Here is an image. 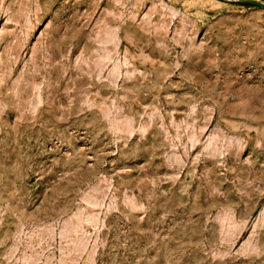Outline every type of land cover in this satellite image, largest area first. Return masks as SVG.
<instances>
[{
  "label": "rangeland",
  "instance_id": "rangeland-1",
  "mask_svg": "<svg viewBox=\"0 0 264 264\" xmlns=\"http://www.w3.org/2000/svg\"><path fill=\"white\" fill-rule=\"evenodd\" d=\"M0 264H264V7L0 0Z\"/></svg>",
  "mask_w": 264,
  "mask_h": 264
},
{
  "label": "water",
  "instance_id": "water-1",
  "mask_svg": "<svg viewBox=\"0 0 264 264\" xmlns=\"http://www.w3.org/2000/svg\"><path fill=\"white\" fill-rule=\"evenodd\" d=\"M250 4L264 7V1L261 0H244Z\"/></svg>",
  "mask_w": 264,
  "mask_h": 264
}]
</instances>
